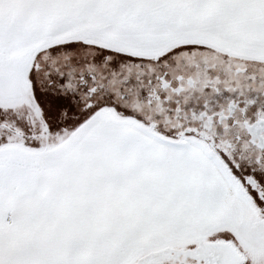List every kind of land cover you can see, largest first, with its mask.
<instances>
[{
  "label": "snow or ice",
  "instance_id": "obj_1",
  "mask_svg": "<svg viewBox=\"0 0 264 264\" xmlns=\"http://www.w3.org/2000/svg\"><path fill=\"white\" fill-rule=\"evenodd\" d=\"M0 264H264V0H0Z\"/></svg>",
  "mask_w": 264,
  "mask_h": 264
}]
</instances>
